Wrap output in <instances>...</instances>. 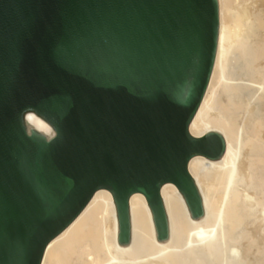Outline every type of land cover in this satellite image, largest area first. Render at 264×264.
Here are the masks:
<instances>
[{"label": "water", "instance_id": "obj_1", "mask_svg": "<svg viewBox=\"0 0 264 264\" xmlns=\"http://www.w3.org/2000/svg\"><path fill=\"white\" fill-rule=\"evenodd\" d=\"M218 30V0H0V264H40L99 188L120 245L134 192L158 241L169 235L162 184L203 214L188 162L219 158L225 140L189 123Z\"/></svg>", "mask_w": 264, "mask_h": 264}, {"label": "bare ground", "instance_id": "obj_2", "mask_svg": "<svg viewBox=\"0 0 264 264\" xmlns=\"http://www.w3.org/2000/svg\"><path fill=\"white\" fill-rule=\"evenodd\" d=\"M213 68L189 123L195 137L217 132L225 150L188 162L203 203L190 216L172 182L161 185L169 235L158 241L143 193L129 197L131 237L118 243L111 192L97 189L47 244L40 264H264V0H218Z\"/></svg>", "mask_w": 264, "mask_h": 264}]
</instances>
